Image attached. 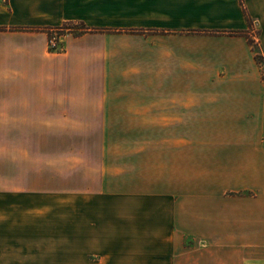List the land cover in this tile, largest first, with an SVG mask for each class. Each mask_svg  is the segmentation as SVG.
<instances>
[{
	"label": "crops",
	"instance_id": "obj_1",
	"mask_svg": "<svg viewBox=\"0 0 264 264\" xmlns=\"http://www.w3.org/2000/svg\"><path fill=\"white\" fill-rule=\"evenodd\" d=\"M244 10L264 54V0H0V125L100 126L32 180L30 150H8L0 264H264ZM66 24L90 30L51 50Z\"/></svg>",
	"mask_w": 264,
	"mask_h": 264
},
{
	"label": "rangeland",
	"instance_id": "obj_2",
	"mask_svg": "<svg viewBox=\"0 0 264 264\" xmlns=\"http://www.w3.org/2000/svg\"><path fill=\"white\" fill-rule=\"evenodd\" d=\"M64 32H50L49 39L54 36V34H62V40L72 39L71 34H78L82 29H86L82 25L69 24L64 27ZM87 28L84 32L89 31ZM251 40H255L253 44V50L258 51L260 46V30L256 22H253L252 28L249 35ZM259 43V47L256 45ZM261 53V52H260ZM255 56V55H254ZM257 70L261 75V79L264 80V54L259 57V61L256 62ZM264 83V81H263ZM93 133L97 134L100 132V126H69V125H37L29 124L26 126L18 125H0V173H5V156L8 154V150H11L17 144L21 145L23 143L24 147L30 150L31 155V173L30 179H35L37 176L36 170L39 165H41V158L38 162V155L45 154L46 152V164H47V174L50 172L48 165H55L57 169L60 167L69 168V157L67 151L70 149L81 150L86 148L88 143H93L90 141L82 140L78 137L80 133ZM62 155V156H61ZM61 156V157H60ZM64 212V211H63ZM53 223V222H46ZM48 227V226H47ZM52 227V226H50ZM63 228H68V223L63 222ZM185 246L189 244L192 249L198 248L197 241H193L190 238L183 239ZM196 252V251H192ZM183 252L179 250V257H181Z\"/></svg>",
	"mask_w": 264,
	"mask_h": 264
},
{
	"label": "trees",
	"instance_id": "obj_3",
	"mask_svg": "<svg viewBox=\"0 0 264 264\" xmlns=\"http://www.w3.org/2000/svg\"><path fill=\"white\" fill-rule=\"evenodd\" d=\"M244 13H245V15H246V17H247V19H248V21H249V24H250V27L252 28V25H253V20L251 19V18H249V16H248V14H247V12L244 10ZM69 24H66V25H64V27L65 26H68ZM61 28V29H59V30H56L57 32H64L65 30V28ZM87 29V28H86ZM85 28L84 29H82L81 30V32H78V34H83L84 33V31L86 30ZM58 36H62V34H58ZM250 36L248 35V42H249V45L251 46V48H252V51H253V53H254V55H255V59H256V61L258 62L259 61V57H262V50H261V48L259 47V43L258 42H256V45L259 47L258 49V51H254L253 50V44H254V41L253 40H251L250 38H249ZM261 52V53H260ZM264 81V80H263Z\"/></svg>",
	"mask_w": 264,
	"mask_h": 264
},
{
	"label": "built area",
	"instance_id": "obj_4",
	"mask_svg": "<svg viewBox=\"0 0 264 264\" xmlns=\"http://www.w3.org/2000/svg\"><path fill=\"white\" fill-rule=\"evenodd\" d=\"M61 41L62 37L58 36L57 34H54V36L49 39V48L53 51L57 50V47Z\"/></svg>",
	"mask_w": 264,
	"mask_h": 264
}]
</instances>
